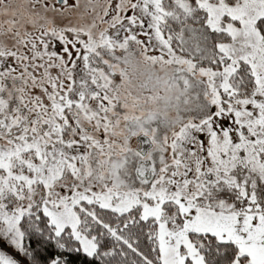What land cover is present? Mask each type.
I'll use <instances>...</instances> for the list:
<instances>
[{
	"label": "snow or ice",
	"instance_id": "obj_1",
	"mask_svg": "<svg viewBox=\"0 0 264 264\" xmlns=\"http://www.w3.org/2000/svg\"><path fill=\"white\" fill-rule=\"evenodd\" d=\"M0 264H264V0H0Z\"/></svg>",
	"mask_w": 264,
	"mask_h": 264
}]
</instances>
